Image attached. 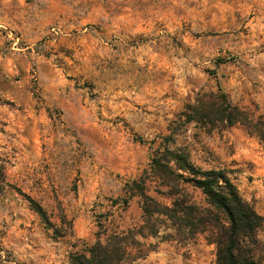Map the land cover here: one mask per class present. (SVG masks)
<instances>
[{
	"label": "rangeland",
	"instance_id": "rangeland-1",
	"mask_svg": "<svg viewBox=\"0 0 264 264\" xmlns=\"http://www.w3.org/2000/svg\"><path fill=\"white\" fill-rule=\"evenodd\" d=\"M217 91L264 133V0H0V264H69L102 226L139 229L140 199L121 201L133 179L162 205L176 189L206 206L153 174L165 148L226 171L262 217L264 264V140L186 121ZM158 218L124 264H217L210 229Z\"/></svg>",
	"mask_w": 264,
	"mask_h": 264
},
{
	"label": "trees",
	"instance_id": "trees-1",
	"mask_svg": "<svg viewBox=\"0 0 264 264\" xmlns=\"http://www.w3.org/2000/svg\"><path fill=\"white\" fill-rule=\"evenodd\" d=\"M196 100V103L189 105L186 121L223 125L241 122L252 127L264 140L261 122L253 123V119L243 110L229 103L223 92L217 91L207 99ZM150 163L153 174L173 187H176V180L191 181L201 191L207 205L202 207L187 203L176 189L168 191L174 196L171 203L162 205L146 193L143 181L133 179L126 183L125 195L121 197V201L126 205L133 196L140 199L143 224L136 230L102 226L92 243L70 253L69 264H124L127 258L133 260L140 257L143 253L141 243L135 236L155 235V223L161 215L176 230L184 226L210 229L217 264H260L256 233L262 217L240 196L224 169L202 170L190 161L189 154L182 148H165L162 154L154 155ZM182 171L187 172L188 177ZM31 206L41 219L47 220L44 210L38 204L31 201Z\"/></svg>",
	"mask_w": 264,
	"mask_h": 264
}]
</instances>
